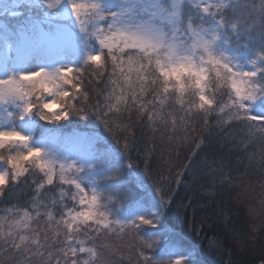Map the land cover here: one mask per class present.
<instances>
[{"label":"snow or ice","instance_id":"snow-or-ice-1","mask_svg":"<svg viewBox=\"0 0 264 264\" xmlns=\"http://www.w3.org/2000/svg\"><path fill=\"white\" fill-rule=\"evenodd\" d=\"M214 132L264 174V0H0V264H204L152 161Z\"/></svg>","mask_w":264,"mask_h":264},{"label":"trees","instance_id":"trees-1","mask_svg":"<svg viewBox=\"0 0 264 264\" xmlns=\"http://www.w3.org/2000/svg\"><path fill=\"white\" fill-rule=\"evenodd\" d=\"M235 135L243 138L244 134L237 131ZM222 134L213 133L210 141L199 153L196 161V180L192 181L191 173L185 172V183L176 186L174 176L183 165L188 163L189 145L175 147L155 142L156 153L152 165L155 171L165 176L173 173L174 201L172 210L168 215V223L187 245H194L200 251L204 264H264V174L257 165L253 169L247 167L246 155L239 147L221 139ZM145 146V138H140V147ZM251 151V149L249 150ZM223 158L225 182L220 183L218 172L212 171L219 166ZM241 163H237V159ZM257 159L259 157L257 156ZM216 163H213V162ZM233 181L232 184L228 180ZM128 190L133 197L137 195L135 181L129 178ZM214 185V187H213ZM211 190L214 195H209ZM32 195L25 189L19 198L11 197L0 202V209L14 203L21 205ZM189 204L186 209L178 208L180 202ZM228 220L225 224L224 218ZM203 223V230L199 225ZM256 228L255 232L253 228ZM247 242L239 245L234 235ZM216 235L223 241L221 251H216L209 245L210 238Z\"/></svg>","mask_w":264,"mask_h":264}]
</instances>
